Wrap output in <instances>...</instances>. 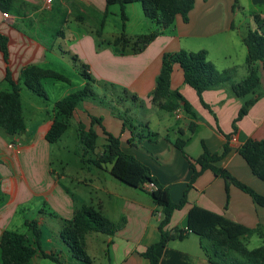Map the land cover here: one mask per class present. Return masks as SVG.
<instances>
[{
    "label": "crops",
    "instance_id": "obj_1",
    "mask_svg": "<svg viewBox=\"0 0 264 264\" xmlns=\"http://www.w3.org/2000/svg\"><path fill=\"white\" fill-rule=\"evenodd\" d=\"M250 3L253 10L263 18L264 0H250ZM138 4L140 6H136L137 3L125 6L127 20L122 21L125 24V34L135 39L146 35V29L135 31L132 27L134 17L138 18L143 28L149 27L142 5ZM238 4L240 5V0H196L187 23L177 17L172 27L159 30L161 34L140 53L131 56L128 53L124 54L119 60L118 67L121 77L124 80L128 79L121 84L131 88L144 102L141 107H145L147 115L140 120H131V124L125 121L124 126L122 117L113 115L111 111L97 109L93 103L85 101L75 111L71 123V126L75 124L77 130L80 124L88 130L92 124V117L100 119L101 125L95 124L94 127L98 135L97 148L94 152L96 155L101 154L106 145L105 130L120 138L121 150L125 154L134 156L150 169L157 181L169 190L175 204H180L186 193V203L174 212L166 229L169 232H182L184 239L172 241L190 240L198 230L217 223L260 229L261 231L251 236L249 240L258 236L264 242V207L254 203L248 194L233 185L227 186L224 179L215 176L210 170L201 172L189 188L193 175L190 166L193 165L197 172L201 170L195 160L203 154V147L205 146L212 154L222 156L224 147L227 146L228 153L213 165L226 169L237 180L264 195V182L252 174L250 167L238 152L248 139L264 140V96L261 97L257 93L258 90L264 89L263 70L261 69L263 78L259 88L249 95L252 98L246 96L238 99L230 90L223 89L207 91L200 98L184 83L182 71L176 66L172 74V88L178 90L190 104V111L179 108L178 118L176 112L163 111L165 112L163 114L162 110L150 101L165 53L204 50L208 54V60L219 71H227L234 83H238V78L249 76L250 69L246 63L247 50L243 37L249 28L254 29L253 16L249 18L243 16L237 24L239 18L237 11L242 7L236 8ZM61 6L68 8V11H60ZM17 8L21 15L9 13L7 19L0 11V33L8 38L9 52L7 63L0 51V90H8L3 83L8 69L12 78L20 82V73L24 67L31 65L40 67L48 62L49 57L58 55L56 50L60 48L57 47L59 39L65 38L63 26L70 21L68 14L74 16L77 23L84 25L89 19L86 14H89L93 20L88 22L94 26H97L103 17L106 27L110 9L106 0H52L50 4L47 0H20L17 2ZM105 27L101 38L105 33ZM96 31L95 27H91L90 35L87 34L89 31L76 32L74 37V40L78 41L76 45H80L84 52L94 51ZM156 31L158 29L154 32ZM113 36L114 41L119 38L117 33ZM105 52H99L96 63L85 55L91 75L95 73L101 76L103 70L110 69L111 60L104 55ZM251 100L253 104L248 114L234 125L243 104ZM158 110L160 112L157 113ZM51 123L52 119H49L41 124L26 148L10 147L11 144L6 146L5 143L0 145L2 174L0 187L6 194H11V201L0 206V237L6 230L19 232V226L24 230V233L21 231L19 233L29 236L26 222L32 221L30 217H24L17 227L12 228L17 207L26 205V209L31 213H37L36 219L33 220L39 222L42 230L41 249L46 253L60 254L64 264H71L74 259L69 258L66 253L64 243L60 239L61 229L56 233L62 245L51 237L48 229L44 227L45 222L41 215L45 209L41 205H33L32 201L36 198L45 205L46 202L49 203V213L56 217L50 216L59 220L60 224L63 219H72L77 209L88 206L99 210L114 223L125 220L123 228L113 236L101 233H96L95 236L87 235L86 252L92 261L91 264H96L98 259L96 254L102 255L99 264H149L142 254L161 239L159 229L163 217L161 209L156 206L150 194L116 182L111 174V165L97 168L88 160L89 166L85 175L78 178L66 173L55 175L49 163L51 145L46 140ZM145 126H148V131L144 129ZM28 132L29 129L26 127L24 133ZM147 133L157 134L158 138L151 141L147 138ZM133 134L140 135L144 140L135 145L130 144L129 140ZM13 137L19 139L18 135ZM177 139L186 141L185 152L188 158L174 146ZM17 149L22 153L25 151V154L29 152L34 157L37 174L30 171L28 166L30 164L27 161H23L22 165L15 151ZM67 182L74 184L75 192L67 186ZM190 230L194 233L188 232ZM194 242L201 250L200 238ZM169 243L168 249L177 250L170 248ZM192 248L194 250V247ZM177 251L190 255L195 264L196 261L206 264L202 250L198 254L185 249ZM40 259L43 258L35 256L32 264H44L39 262ZM73 264L83 263L75 260Z\"/></svg>",
    "mask_w": 264,
    "mask_h": 264
},
{
    "label": "trees",
    "instance_id": "obj_2",
    "mask_svg": "<svg viewBox=\"0 0 264 264\" xmlns=\"http://www.w3.org/2000/svg\"><path fill=\"white\" fill-rule=\"evenodd\" d=\"M20 0H0V11L2 13H11L21 15L17 8V2ZM196 0H106L107 6L120 5L122 11V21L127 20L124 8L128 4L140 3L147 19L153 21L158 31L140 36L135 39L126 34H122L114 42L115 45H123V50L128 45H133L135 52L153 41L161 32L172 27L177 17H180L184 23L189 21V14L194 9ZM264 9V5H263ZM255 28H249L243 37V43L247 50L246 63L250 69L248 77L241 82L234 83L227 71H219L213 63L208 60L206 51L187 52L180 50L175 53H165L161 60V70L156 79L155 88L150 96V101L158 109L173 113L179 108L190 111V104L185 100L178 90L172 88V74L174 68L178 66L183 74L184 83L192 88L201 98L202 95L211 90H230L238 99L245 98L253 94L261 84L260 73L264 71V17L259 14L253 16ZM97 28V35L101 36L104 27ZM59 33H62L59 31ZM0 51L5 61H9L8 38L0 33ZM88 66L84 65L81 74L87 80L82 90L76 91L59 100L54 106L53 120L46 134V140L50 145L58 143L66 134L71 126L73 116L77 108L85 101L95 100L96 93L92 85L94 79L89 73ZM54 79L58 81H68L63 75L46 70L41 67L31 65L21 70L20 82L28 89L47 99V94L42 86L44 79ZM8 84V90H0V129H3L8 135H20L25 129V120L23 117V107L21 100L20 82L15 81L7 70L4 79ZM131 99L143 105L137 95H132ZM253 100L248 101L241 107L234 125L243 119L247 114ZM115 114V113H114ZM119 115V114H116ZM121 117V115H120ZM123 119V118H122ZM95 124L101 125V120L92 117V124L88 130L80 124L78 126V138L84 147V153L95 152L97 148L98 135L94 129ZM126 126V123H124ZM144 129L148 131V126ZM194 131V126H191ZM106 135V145L101 154H97L89 162L97 168H103L111 165L112 176L121 183L140 189L153 198L154 203L161 209L162 219L159 224L161 239L158 243L150 246L142 256L149 261V264H195L193 258L183 252L168 249V243L172 240L184 239L183 233L178 231L169 232L167 229L172 216L176 210H179L186 203V193L180 204H175L167 188L162 186L152 175L150 169L137 160L134 156L125 154L121 150L120 138L115 137L104 130ZM147 138L151 141L158 138L157 134L147 133ZM129 143L135 145L143 137L133 134ZM186 141L177 139L174 146L180 150L186 158ZM203 154L195 162L201 167L197 172L193 165L190 166L193 171L189 188H191L195 179L205 170L212 171L215 176L224 179L226 185H233L248 194L254 203L264 207V195L256 192L250 186L237 180L226 169L218 168L213 165L221 157L225 156L229 148L224 147L222 156L212 154L203 147ZM241 157L246 161L252 174L264 182V140L248 139L238 150ZM2 174L0 173V186ZM147 185H152L149 190ZM53 217V213L50 214ZM62 228L60 239L69 249L71 258L79 263L91 264V259L86 252V237L91 233H101L107 236H113L123 228L125 220L114 223L106 218L99 210L83 206L74 212L70 220H61ZM26 226L29 236L14 230H6L0 237V261L2 264H32V259L38 256L43 259H49L55 264H64L60 254L54 252L46 253L41 249L42 230L37 220L27 221ZM194 233L193 230H190ZM260 229H247L235 224L220 225L217 223L209 224L201 230L195 232L200 238V247L206 258V264H264V245L249 249V238L258 234Z\"/></svg>",
    "mask_w": 264,
    "mask_h": 264
},
{
    "label": "rangeland",
    "instance_id": "obj_3",
    "mask_svg": "<svg viewBox=\"0 0 264 264\" xmlns=\"http://www.w3.org/2000/svg\"><path fill=\"white\" fill-rule=\"evenodd\" d=\"M136 6H140V5L137 3ZM109 7L110 9L106 22V27L104 23L105 33L102 38H101L102 35L98 36L95 34L94 51L88 53L84 52L83 49L80 47V45H76L78 44V41L74 40L75 33L79 31H81L82 33L89 31V33L87 34L90 35L91 27H95L97 30L98 27L103 25L101 24V22L102 21L105 22V18L102 17L101 20L99 19L100 20L99 24L97 26H94L90 22H88L93 20V18L89 16V14H86V16L88 15L87 19L88 18L89 19L87 20V24L84 25L82 23H77L74 19V16L68 14V18L70 21L64 24L63 26L65 38L59 39V43L57 47L58 46L60 47L58 48L60 49V51L58 49L56 50V53L58 55L49 57L47 59L48 62L40 66L43 69L51 70L63 75L68 79V81H58L50 78L44 79L42 81V86L47 94V99L38 96L36 93L28 89L23 83H21L20 87H21L23 117L27 129H29V132L24 133L26 131L25 129L20 135H18L19 139L16 140L13 136L8 135L3 129H0V145L2 143H5L6 146L8 144H11L19 147L21 146V149L26 148V145L30 143L31 138L35 137L37 128L45 121L49 119L53 120L54 118L53 109L55 102L63 99L64 97H66L71 93L82 90L85 87L87 80L81 74L83 66L89 65L86 62L85 55H88L89 59H91L93 62L96 63L97 60L99 59L98 54L101 51H106L104 55L111 60L110 69L103 70L101 72V76L95 73L91 75V77L94 79L92 88L97 96L95 100L89 99L87 100V102L93 103V105H95L97 109L111 111L113 115L116 114L121 115V117L124 120V123L126 121L127 124H131V120L133 121L140 120L142 117H144V115H147L146 110L144 109L145 107H141L140 104L134 102L131 99V96L136 94V92H133L131 88H126L125 86H122L121 83H123L128 78L124 80L121 77L122 75H120L119 67H118L120 64L119 60L123 58L124 54L126 55V53H128L131 56L140 53V51L135 52L132 49L133 45L132 46L128 45L125 48V50H123L124 48L122 44L115 45V42L113 40L114 37L113 35L117 33L118 37H121L122 34H125L124 32L125 24L122 23V16H121L122 9H120L121 6L113 5ZM237 7H241L240 10L237 11L239 17L236 21L237 24H239L238 21L239 19H242L243 16H245V18H249L250 16H254L255 14H258V12L256 13L255 10H253L250 0H240V5L239 4L236 5V8ZM59 10L67 12L68 8H66L65 6H61ZM141 16L143 17L142 11H141ZM133 19L134 20L132 21L133 23L132 27L135 31L146 29L145 33L150 34L157 29L156 24L149 19H147V24L149 26L148 28L147 26L143 28V25L140 24L137 17H134ZM253 25L255 28V22L254 19L252 18V26ZM107 50H109L110 52H107ZM245 78H246L245 76L242 78H238L237 81L241 82ZM260 78L261 80L263 78L262 71L260 73ZM3 83L6 85L7 88H9L7 82L4 81ZM3 87L2 89L5 88ZM257 93L261 97H263L264 89L258 90ZM249 98L252 97L249 96ZM156 112L158 113L160 111L158 110ZM162 113L165 114V112L163 111ZM119 115L117 116L120 117ZM19 150L20 149H17L15 151L16 154H18V158L20 162H22V165H23V161H27L30 164L28 165L31 169L30 171L33 174L34 173L37 174V171L35 169V160L33 159L34 157H32V155L29 152L25 154V151L22 153ZM49 155H50L49 163L55 175L66 173L67 175L76 178L86 174L87 167L89 166L87 161L89 159H94L96 157V154L93 152L84 153V147L79 141L77 128L74 123L72 124V126L69 127L66 134L62 137V139L58 143L51 145ZM28 166L25 167L28 168ZM114 180H116V182H118L123 186H127L121 183L120 181H118L117 179ZM67 186L73 192H75L73 183L67 182ZM8 201H11V194H6L5 192L2 191L0 187V206L5 205ZM32 203L33 205H41V207L45 209L43 215H41L45 222L44 227L45 229H48L49 235L51 237L53 236V238L56 239L62 245L63 243L59 241L58 239L59 237H57L58 234L56 233L58 230L61 229L62 224H60L59 220H56L50 216L49 203L46 202L45 205L43 201L40 202V200L36 198L33 199ZM26 208H27L26 205L17 207V211H16L17 214L15 215V220L12 223L13 225L12 228L17 227L24 217H30L29 219L32 220L36 219L37 213L35 214L31 213L29 209ZM18 229L21 232L24 231L22 230L23 229L22 226H19ZM91 234L95 236L96 233H91ZM196 236L197 235L194 234L190 240H185L183 242L171 241L169 243V247L177 250L185 249L190 253L198 254L201 250L199 246H196V243L194 242V240L198 238V236L197 237ZM263 244L264 242L258 236H254L252 240L248 241L249 249L257 248ZM64 247L66 248V253L70 258L71 254L69 252V249L65 245ZM192 247H194V250ZM96 256L98 258L96 260V264H99L102 255L96 254ZM39 262H44V264H53L51 261L44 259H40ZM73 262L75 263V260H73L71 264H73ZM196 264H202V263L196 261Z\"/></svg>",
    "mask_w": 264,
    "mask_h": 264
},
{
    "label": "built area",
    "instance_id": "obj_4",
    "mask_svg": "<svg viewBox=\"0 0 264 264\" xmlns=\"http://www.w3.org/2000/svg\"><path fill=\"white\" fill-rule=\"evenodd\" d=\"M47 2L50 4V3H52V0H47ZM3 17L6 18V19L9 18V14L8 13H3ZM179 111H180V109H178V110L175 111L177 113V117L178 118L180 117V112ZM10 147H16V146L15 145H11ZM147 188L149 190H151L153 187H152V185H147ZM188 232L191 233V231H188Z\"/></svg>",
    "mask_w": 264,
    "mask_h": 264
}]
</instances>
